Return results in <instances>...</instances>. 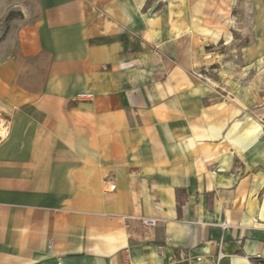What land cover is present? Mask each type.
<instances>
[{
	"label": "crops",
	"instance_id": "crops-1",
	"mask_svg": "<svg viewBox=\"0 0 264 264\" xmlns=\"http://www.w3.org/2000/svg\"><path fill=\"white\" fill-rule=\"evenodd\" d=\"M215 1L36 0L0 54V264L264 255V126L251 85L207 74Z\"/></svg>",
	"mask_w": 264,
	"mask_h": 264
},
{
	"label": "rangeland",
	"instance_id": "rangeland-1",
	"mask_svg": "<svg viewBox=\"0 0 264 264\" xmlns=\"http://www.w3.org/2000/svg\"><path fill=\"white\" fill-rule=\"evenodd\" d=\"M255 0H219L221 17L219 33L225 40L207 48L208 62L217 63V71L207 69L210 80L223 83L249 84L255 99L254 113L264 126V67L245 72L241 48L256 40L252 3ZM218 0L215 1L217 3ZM215 6V5H214ZM217 5V10L218 7ZM36 0H0V54L11 33L37 16ZM220 71V72H219ZM220 73V74H219ZM220 75V76H219ZM221 77V79L219 78ZM248 85V86H249ZM258 103V104H257Z\"/></svg>",
	"mask_w": 264,
	"mask_h": 264
},
{
	"label": "built area",
	"instance_id": "built-area-1",
	"mask_svg": "<svg viewBox=\"0 0 264 264\" xmlns=\"http://www.w3.org/2000/svg\"><path fill=\"white\" fill-rule=\"evenodd\" d=\"M80 97L90 98V97H92V95H81ZM143 223H144L145 227H154L156 225L155 220H143ZM223 227H225V226H223ZM252 259L255 261V264H264V255H262V254H256L252 257Z\"/></svg>",
	"mask_w": 264,
	"mask_h": 264
}]
</instances>
